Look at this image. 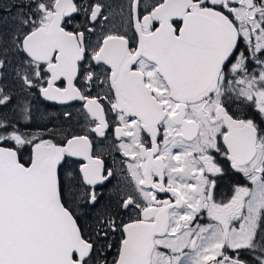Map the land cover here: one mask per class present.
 Returning <instances> with one entry per match:
<instances>
[{
    "label": "snow or ice",
    "instance_id": "obj_1",
    "mask_svg": "<svg viewBox=\"0 0 264 264\" xmlns=\"http://www.w3.org/2000/svg\"><path fill=\"white\" fill-rule=\"evenodd\" d=\"M118 8L0 3V264H264V0Z\"/></svg>",
    "mask_w": 264,
    "mask_h": 264
},
{
    "label": "flooded vegetation",
    "instance_id": "obj_2",
    "mask_svg": "<svg viewBox=\"0 0 264 264\" xmlns=\"http://www.w3.org/2000/svg\"><path fill=\"white\" fill-rule=\"evenodd\" d=\"M106 2L111 3L114 6H116V10L118 11L119 10L118 6L122 2V0H106ZM11 67L14 72L15 64L13 63ZM11 89L14 93H17V94L20 93V90L17 89L14 85L11 87ZM31 104L33 107V114L35 117V122L38 124L46 125L48 128L58 127L61 124L67 127L68 123H72L73 125H75L76 116H77L76 109L80 107L79 101H72V102H69V104L67 105L53 104L52 102L43 100V98L40 97L38 94L31 100ZM5 111L7 112L8 110L6 109ZM64 111H71L73 113V121L71 122L65 121L62 115ZM38 114H39V118L37 117ZM106 131H107L108 139L94 137V143L96 144V147L98 149L103 151L104 157H105V160L108 166H112L114 159L118 160L121 158V156L118 151L113 150L114 144L117 142L115 141V137L113 136L111 130H106ZM232 182H234V180H230L228 176H225L223 179L219 180L218 188H217L218 194L227 193ZM115 183L116 181L113 180L112 184H115ZM160 198H165V197L163 194H161ZM218 198H219V195H218ZM199 222L200 223L208 222L206 214H203L200 217Z\"/></svg>",
    "mask_w": 264,
    "mask_h": 264
},
{
    "label": "rangeland",
    "instance_id": "obj_3",
    "mask_svg": "<svg viewBox=\"0 0 264 264\" xmlns=\"http://www.w3.org/2000/svg\"><path fill=\"white\" fill-rule=\"evenodd\" d=\"M9 2V0H0V3H6ZM11 21L9 20L8 23L0 24V32H7L10 27ZM4 75L0 77V84L7 85L9 88H11L13 85L19 89V84L15 80V73L13 72V69L11 65L3 70ZM20 90V89H19ZM39 118V114L37 115ZM200 218L198 219L199 222Z\"/></svg>",
    "mask_w": 264,
    "mask_h": 264
}]
</instances>
